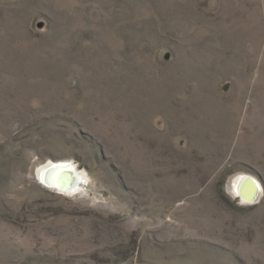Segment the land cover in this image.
Instances as JSON below:
<instances>
[{"label": "rangeland", "instance_id": "374dc122", "mask_svg": "<svg viewBox=\"0 0 264 264\" xmlns=\"http://www.w3.org/2000/svg\"><path fill=\"white\" fill-rule=\"evenodd\" d=\"M0 264H264V0H0Z\"/></svg>", "mask_w": 264, "mask_h": 264}, {"label": "bare ground", "instance_id": "6f19581e", "mask_svg": "<svg viewBox=\"0 0 264 264\" xmlns=\"http://www.w3.org/2000/svg\"><path fill=\"white\" fill-rule=\"evenodd\" d=\"M78 167L70 159L56 160L49 158L36 167L34 175L35 177L37 175V181L49 189L61 194L80 195L84 191L82 180L85 178L86 171H82ZM233 186V191L235 190L238 195L242 196L244 202L255 201L261 192L259 183L246 173L238 174L233 179Z\"/></svg>", "mask_w": 264, "mask_h": 264}]
</instances>
